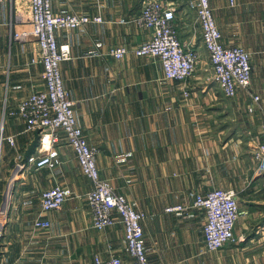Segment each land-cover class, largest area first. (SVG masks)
<instances>
[{
  "label": "crops",
  "instance_id": "obj_1",
  "mask_svg": "<svg viewBox=\"0 0 264 264\" xmlns=\"http://www.w3.org/2000/svg\"><path fill=\"white\" fill-rule=\"evenodd\" d=\"M144 1L51 0L54 12L101 17L56 35L58 44L70 49L60 72L76 120L98 150L100 176L145 213L149 264H264V175L257 173L254 158L263 140L264 0H209L222 42L242 46L251 57L249 85L231 98L210 79L194 0H163L175 9L182 43L201 55L185 82L165 79L157 58L134 54L149 36L134 21ZM30 29L29 0H0V133L13 138V144L0 142V264L129 259L121 222L101 230L92 226L86 199L92 184L63 132L51 148L59 165L36 170L38 133L26 131L25 121L9 114L44 88L35 39L11 38L14 30ZM119 45L127 52L115 59L109 49ZM55 184L64 187L66 199L58 210L43 212L40 193ZM215 187L234 190L242 215L235 240L210 251L204 245V210L192 206L189 192ZM177 204L183 209L165 211ZM37 217L48 219L49 227L33 228Z\"/></svg>",
  "mask_w": 264,
  "mask_h": 264
},
{
  "label": "built area",
  "instance_id": "obj_2",
  "mask_svg": "<svg viewBox=\"0 0 264 264\" xmlns=\"http://www.w3.org/2000/svg\"><path fill=\"white\" fill-rule=\"evenodd\" d=\"M194 1L195 21L199 25L201 44L207 53L211 69L210 79L218 85L225 97L231 98L238 88L249 85L250 54L242 46L225 45L222 42L209 0ZM29 5L31 29L14 30L11 38L25 41L32 35L35 39L39 48V61L43 65L44 88L34 90L21 99L9 114L21 117L25 121L26 131L38 133L40 151L33 167L36 170H51L59 165V159L51 155V148L58 141L59 132H63L76 156L81 173L92 184L86 193L92 226L101 230L116 222L123 225V247L129 259L113 255L105 263L149 264L141 224L146 215L134 208L123 194L117 193L111 183L100 176L95 158L98 150L88 143L76 120L74 102L69 97L60 72V64L69 59L70 49L68 44H58L57 32L62 29H76L89 22H100L101 17L75 12H54L51 0H29ZM134 21L146 29L149 35L142 44L133 49L134 54L157 58L165 79L185 82L201 62V55L196 47L182 43L174 7L163 0H145ZM126 52L123 45L109 49L110 55L115 59H121ZM184 93L187 94L186 89ZM257 98L254 96L255 100ZM260 133L263 140L259 143L254 158L257 161V173L264 175V122L260 126ZM3 139L13 144L11 136L0 133V142ZM66 195V190L60 184L44 189L40 193L41 211L58 210ZM189 195L193 198L192 206L202 208L205 213V248L213 251L234 241V226L242 215L234 190L215 187L204 194L190 191ZM182 209L180 204L165 207L166 212ZM49 225V220L43 217L32 221L35 229H45ZM100 262V258L94 256L93 264Z\"/></svg>",
  "mask_w": 264,
  "mask_h": 264
}]
</instances>
